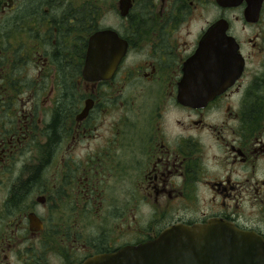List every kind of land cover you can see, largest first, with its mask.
Returning a JSON list of instances; mask_svg holds the SVG:
<instances>
[{
  "label": "flooded vegetation",
  "instance_id": "obj_1",
  "mask_svg": "<svg viewBox=\"0 0 264 264\" xmlns=\"http://www.w3.org/2000/svg\"><path fill=\"white\" fill-rule=\"evenodd\" d=\"M248 6L0 0V264H85L214 220L264 238V5L257 24ZM220 21L245 70L200 100L214 84L187 68ZM95 36L96 64L119 61L106 79L86 73Z\"/></svg>",
  "mask_w": 264,
  "mask_h": 264
},
{
  "label": "water",
  "instance_id": "obj_2",
  "mask_svg": "<svg viewBox=\"0 0 264 264\" xmlns=\"http://www.w3.org/2000/svg\"><path fill=\"white\" fill-rule=\"evenodd\" d=\"M242 3L243 0H218L219 5L227 8H238ZM248 4L246 22L259 23L264 0H248ZM229 27L226 21L218 22L202 40L187 68L188 81L199 90L205 88L207 82L214 84V94L199 97L200 100L213 99L234 86L244 73L245 59L236 39L228 36ZM96 40L95 36L91 41L86 73L102 74L106 79L113 74L119 61L110 66L97 65ZM85 264H264V238L256 232L217 220L207 225H178L155 241L116 254L97 256Z\"/></svg>",
  "mask_w": 264,
  "mask_h": 264
},
{
  "label": "rangeland",
  "instance_id": "obj_3",
  "mask_svg": "<svg viewBox=\"0 0 264 264\" xmlns=\"http://www.w3.org/2000/svg\"><path fill=\"white\" fill-rule=\"evenodd\" d=\"M238 16H241L240 14L238 13H232L230 15L231 17V22L232 24L234 25L235 29L237 32H239L241 34V38H246L247 37H252L253 36V32L255 31L254 29L248 27L246 25L245 22H238L236 20V17ZM247 26V27H246ZM261 27H264V20L261 24ZM246 51H250V44H246ZM264 63V61H261V59H258L257 61L255 62H252L251 65L249 66V69L250 70H255V69H259L260 67H262V64ZM258 72V71H257ZM249 198V197H248ZM255 215H254V214ZM246 214L248 216V220L250 219H256L258 220L259 219V214H258V211L257 209H254L252 204H251V200H250V203H248L247 205V211H246ZM251 216V217H250Z\"/></svg>",
  "mask_w": 264,
  "mask_h": 264
}]
</instances>
